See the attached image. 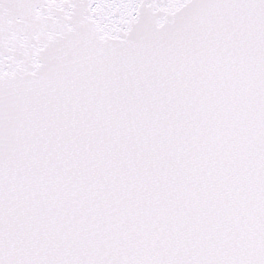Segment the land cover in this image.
I'll return each mask as SVG.
<instances>
[{
	"label": "snow or ice",
	"instance_id": "1",
	"mask_svg": "<svg viewBox=\"0 0 264 264\" xmlns=\"http://www.w3.org/2000/svg\"><path fill=\"white\" fill-rule=\"evenodd\" d=\"M0 264H264V0H0Z\"/></svg>",
	"mask_w": 264,
	"mask_h": 264
}]
</instances>
